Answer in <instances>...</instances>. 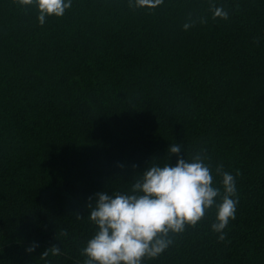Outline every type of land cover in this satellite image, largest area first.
Here are the masks:
<instances>
[{
	"label": "trees",
	"instance_id": "trees-1",
	"mask_svg": "<svg viewBox=\"0 0 264 264\" xmlns=\"http://www.w3.org/2000/svg\"><path fill=\"white\" fill-rule=\"evenodd\" d=\"M71 2L41 25L0 0V264H84L89 198L175 166L177 143L221 192L216 168L235 177V219L220 241L214 206L143 264H264V0Z\"/></svg>",
	"mask_w": 264,
	"mask_h": 264
},
{
	"label": "clouds",
	"instance_id": "clouds-1",
	"mask_svg": "<svg viewBox=\"0 0 264 264\" xmlns=\"http://www.w3.org/2000/svg\"><path fill=\"white\" fill-rule=\"evenodd\" d=\"M33 2L19 0L21 5H32ZM163 2L136 0L135 6L155 9ZM35 4L41 25L46 16L62 17L65 10L72 7L71 0L67 3L65 0H35ZM212 11L213 19L229 18L223 7L213 5ZM200 22L204 23L206 19L201 18ZM194 23H185L183 27L187 30ZM167 151L177 157L175 166L166 163L147 167L128 194L114 192L110 195L101 191L95 194L94 201L89 198V218L97 230L87 246L81 249L82 255L87 257L84 264H143L146 257L156 258L170 246V233L179 234L187 225L196 226L206 210L214 206L216 222L211 228L219 234L220 241L225 239L224 229L230 219H235L238 204V198L233 199L237 195L235 177L224 171L223 165L216 168V174L222 176L221 192V188L213 186L212 171L204 162L207 156L203 151L191 160L185 158L179 143L170 145ZM218 197L220 202H217ZM80 218L82 216H77ZM34 247L28 251H34ZM49 252L59 255L61 249L53 245L41 255L46 257Z\"/></svg>",
	"mask_w": 264,
	"mask_h": 264
}]
</instances>
